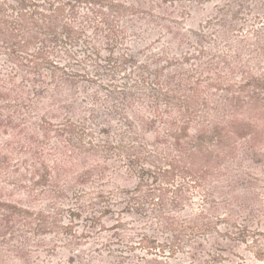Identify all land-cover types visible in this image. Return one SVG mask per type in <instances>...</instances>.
Here are the masks:
<instances>
[{"label": "trees", "instance_id": "16d2710c", "mask_svg": "<svg viewBox=\"0 0 264 264\" xmlns=\"http://www.w3.org/2000/svg\"><path fill=\"white\" fill-rule=\"evenodd\" d=\"M136 39L169 52L139 59ZM78 83L96 85L80 91L92 108L67 93ZM98 112L101 136L85 140L76 117ZM246 160L264 161V0H0V175L26 189L22 169L56 204L0 189V264H40L60 247L68 264L137 251L221 264V247L203 249L213 233L264 263V179L246 172L248 195L235 189ZM121 170L131 186L116 183ZM129 213L155 227L123 237L122 218L104 222Z\"/></svg>", "mask_w": 264, "mask_h": 264}, {"label": "rangeland", "instance_id": "374dc122", "mask_svg": "<svg viewBox=\"0 0 264 264\" xmlns=\"http://www.w3.org/2000/svg\"><path fill=\"white\" fill-rule=\"evenodd\" d=\"M259 11V10H258ZM195 16V15H194ZM192 20H188L187 23L191 24L192 26H194L197 22V18L196 16L194 17ZM249 20H252V16L251 17H246ZM209 31V30H208ZM186 36H188V38H190L191 40H194L193 36H191L188 32H186ZM158 39H160L158 37ZM137 40V39H136ZM144 40H137L134 43H132V48L134 49V51L139 50V52L136 53V55L138 56L139 59L143 58L144 55L146 53H148V50H152L153 47H160L162 49H164L165 51L169 52L168 46H161L162 44H157L156 42H153L151 44H148V50L146 49H142L143 45H144ZM84 68L87 70L88 73L92 72L94 70V68L92 67H86L84 66ZM102 78H104L102 76ZM84 85V87H86L87 91H91L94 90L96 88L95 84L89 85L86 83H78V85L76 86H72L70 88V91H68L67 93L73 94L75 96V107H91L89 102H86L88 98H83L84 96L82 95V93H80L82 86ZM97 89H95L96 91ZM101 96L102 93H100ZM99 107V106H98ZM92 108V107H91ZM96 108V107H94ZM86 109V108H85ZM101 113L103 112H98L97 113V118L94 120H91V114L89 113H85L82 114L80 116H77L76 118L80 120V118H82L83 120L81 121L82 125L84 126V129H86V137L85 140H89V141H95V136H101V134L99 133L98 127L94 124H98L101 120H102V115ZM79 117V118H78ZM113 126V128H115L117 126V123H112L111 124ZM52 135V134H51ZM1 139H5V137H2ZM57 143V140L55 138H53V136L51 137L49 144L51 146L55 145ZM20 153V152H19ZM19 153L17 154V156H19ZM24 155V154H22ZM16 156V157H17ZM15 157V158H16ZM27 158V157H26ZM20 161H17V163H19ZM246 172L252 173V174H256L260 177H262L264 179V161L263 162H259L258 160L255 161H251V160H246L243 161V166L242 169L240 170L239 168H236L234 170V174L238 175L239 178L242 179L241 184H238L236 186V191L239 195H248L247 189L245 188V180L244 179H248V175L246 174ZM20 173H22L23 175H25V182H23V185L28 186V188L26 189H20V187L17 186V184H7L4 183V177L2 175H0V189H3L5 193H11L12 197L11 199H18V198H22L23 200H25V203L29 202V205L31 206H35L37 208H46L49 209L51 206H54V200L52 199V197L46 192V188H42L39 186H34L31 187L29 182L27 181V178H29L28 174L23 171L22 169H20ZM120 173H122L123 177L121 180H117V184L118 185H122V186H131L132 185V180H126L125 179V174H123V171L121 170ZM18 177V176H16ZM11 182V181H10ZM260 188L257 189V192L260 196V198H262L264 200V181L260 182ZM29 193V194H26ZM30 195V196H29ZM6 199V197L4 198ZM28 201V202H26ZM197 205L199 202H201L199 199L195 200ZM56 205V204H55ZM117 210V209H115ZM123 219V226H124V230L120 231V234L123 235V237L131 234L132 232L127 228V227H139L140 224L145 223V221H147L146 225H148L149 220L148 219H144L141 218L140 216L134 214V213H129V214H122V215H115V214H111L109 216H107L106 218H104V222L107 223L108 225L111 224L112 222H114V219ZM111 219V220H110ZM151 227H155L154 222L152 221L151 223ZM255 228H261L264 229V218L262 219L261 224L255 225ZM79 230L81 228H78ZM152 229V228H151ZM153 235H156L158 238H160V234L158 232H156V230L152 231L149 230ZM111 232H106L104 234H101L100 237L101 238H111ZM56 236H52L50 239H55ZM104 241V240H103ZM204 242V241H203ZM89 245L88 247L93 246ZM216 247H221L223 250V252H221L224 255V260H221V264H264L263 262H259L257 260L254 259V257L252 256V254L248 251V248L243 246V245H238V246H232V242L227 241L225 239H221L220 236L216 235V234H212L211 236H209L208 242H204V251L205 250H211V251H216ZM238 253L241 255V257L244 259L241 261L240 258H238L235 254ZM70 255V253L64 249V248H59L56 252H54V255H48L45 254L43 251L40 252V256L43 259V262L40 264H68L67 263V259L68 256ZM142 253L141 252H134L133 254H131V258L130 259H125L123 262L118 263V264H155L154 261H144V260H140V257L137 258V256H141ZM202 255H206L205 252L202 253ZM103 260H109L111 259L110 256L104 255L102 257H100ZM188 258L184 255H177L175 258H171V259H167L164 263L161 264H181L184 261H187Z\"/></svg>", "mask_w": 264, "mask_h": 264}]
</instances>
